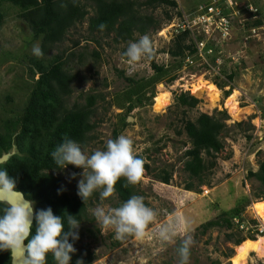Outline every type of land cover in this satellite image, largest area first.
<instances>
[{
    "label": "rangeland",
    "instance_id": "rangeland-1",
    "mask_svg": "<svg viewBox=\"0 0 264 264\" xmlns=\"http://www.w3.org/2000/svg\"><path fill=\"white\" fill-rule=\"evenodd\" d=\"M175 1L178 3L177 8L164 5L153 10L142 8L143 13L152 14L161 21L160 29L147 34L154 43V62L166 68L165 75L157 81L151 59H143L134 67L130 66L124 56L129 43L116 44L112 41L113 35L90 34L87 21L73 27L66 40L56 45L48 55L50 58L63 51H66L65 56L71 52L76 54L69 64L71 71L78 76L70 104L84 102V95L90 93L101 94L105 98L97 103L94 117L97 128L91 133L93 139L81 146L82 150L89 155L97 149L106 150V141L116 139L117 131V137L124 134L133 140L135 151L150 166V170L145 168L140 189L149 207L159 212L156 223L149 225V235L144 240L129 237L118 247H113L118 240L114 230L103 228L92 213L98 206L106 210L116 208L117 195L114 193L112 197L96 203L89 210L90 221L85 224L92 233L87 232L82 242L88 244L96 254L93 264H179L176 247L180 239L169 244L160 242L155 236L157 226L170 219L176 211L192 222L194 243L189 264H213L215 261L233 264L231 259L239 245L236 246L234 240H227L226 234L230 231L213 228L202 234L200 227L216 219L223 211L244 204L247 198L251 203L243 216L257 221L251 208L253 203L262 200L255 198L260 183L248 179L247 174L250 170L257 171L259 162L264 159V0H218L229 5L230 11L234 12L230 38L225 41L218 33L208 38L206 34L198 33L197 28V40L208 39L217 46L221 45V65L216 62L220 69L215 67V58L203 55L204 50L202 56L190 55L184 59L173 58L167 53L179 34L175 33L173 27L179 17L211 0ZM252 7L254 12L249 9ZM0 11L4 15L0 23L1 121L17 116L28 99L33 83L30 77L31 59L34 56L32 49L34 45H40V41L33 39L30 27L19 17L20 10L17 7L2 3ZM93 13L94 10L90 9V14ZM166 13L172 16L171 20ZM258 19L262 20V26L251 25ZM195 36L191 34L190 38L194 41ZM140 37L135 34L133 41ZM75 41L80 44L74 45ZM222 69L228 74H235L230 86L233 87L231 94L237 89L239 91L237 101L242 112L239 120L234 119L225 106L226 99L231 95L226 97L225 92L230 87L221 89L214 84L215 81L221 84L228 82ZM121 71L124 72L123 76L120 75ZM129 72L132 74L128 75ZM173 76L176 79L170 82ZM125 77L137 82L130 83ZM199 79L213 83L218 88L220 100L215 106L206 92L201 95L192 93L191 86ZM137 83L142 84L144 89L139 88L140 94L133 98L134 107L127 113V104L122 95L131 88L136 87L137 90ZM182 92H189L198 98L200 103L197 107L189 109L179 105L176 96ZM139 98L141 101H138ZM223 110L229 116L226 124L230 129L224 133L225 148L218 154L216 168L206 175V184L200 185L184 170L185 151L191 147L184 124L188 119L195 120L200 113L213 115ZM248 123L252 124V129ZM77 168L55 172L71 195L78 190V182L82 178L80 174L83 169ZM163 169L172 173L169 184L155 178ZM72 173H77L74 179ZM191 182L194 183V189L186 190L187 184ZM247 264H264V258L260 259L251 253Z\"/></svg>",
    "mask_w": 264,
    "mask_h": 264
},
{
    "label": "trees",
    "instance_id": "trees-1",
    "mask_svg": "<svg viewBox=\"0 0 264 264\" xmlns=\"http://www.w3.org/2000/svg\"><path fill=\"white\" fill-rule=\"evenodd\" d=\"M219 1L218 4H222ZM2 3L10 4L20 10L19 17L30 27L33 39L40 41L39 46L44 55L43 57L34 55L31 59L30 77L33 83L23 109L17 116L0 121V157L14 151V154L1 164L0 168H6L9 175L15 178L16 190L22 191L25 197L33 202L37 211L51 207L55 215L64 217L65 231H67V216H76V219L80 221L79 239L69 238L76 248V252L71 254L70 264H77L79 260H82L83 264H93L97 256L88 244H82V242L87 232L92 233V230L88 229L85 224L90 221V208L102 201L100 193L99 191L93 193L86 204L77 195L78 190L71 195L61 177L55 174L65 168L57 167L51 153L63 143L65 137L75 140L81 146L87 145L93 139L91 133L97 128L94 120L97 103L105 98L101 94L90 93L84 95V102L75 101L70 104L69 100L74 93V83L78 76L71 71L69 64L76 54L71 52L69 56H65L66 51H63L50 58L48 55L56 45L66 40L73 27L85 21L88 23L90 34L113 35L114 43H129L134 40L135 34L142 36L161 28V21L152 14L143 13V7L152 10L163 5L177 8L178 3L175 0H0V4ZM90 9L94 10L93 14H90ZM226 12L223 11L224 14ZM3 16L0 11V23ZM167 18L171 20L172 16L167 14ZM262 24L260 19L251 23L255 27L262 26ZM100 25H105L103 30ZM190 35L189 30L178 34L167 53L173 58L182 59L190 55H199ZM79 44V41L74 42L76 46ZM205 50L213 51L208 55L213 57L212 59L215 58V67L220 69L216 59L222 57L221 45L217 46L208 41ZM96 56L99 57V54L96 53ZM151 61L157 75L155 81H157L165 75L166 68L164 65H157L154 58ZM221 71H223L222 74L227 75L228 82L221 84L215 81L214 84L221 89L229 86L230 90L225 92L227 97L233 90L230 83L235 74L233 72L228 74L223 69ZM120 75L123 76L124 72L121 71ZM125 79L130 83L137 82L133 78L125 77ZM175 79L176 76H173L170 82ZM137 84V90L136 87L131 88L122 95L125 105L127 104V113L134 107L133 98L140 94L139 88L144 89L142 84ZM176 99L179 105L189 109H194L200 103V100L190 95L189 92L180 93ZM138 101L141 99L139 98ZM228 119L226 110H223L213 115L200 113L195 120L185 121L184 131L191 147L185 151L184 170L193 181L198 180L200 185L206 184V175L216 168L218 154L225 148L224 133L230 130L226 124ZM238 125L242 126L243 123ZM248 126L250 129L253 128L250 123ZM117 136L116 131L115 138ZM138 156L143 158L142 155ZM66 168L78 169L72 164L67 165ZM145 168L150 170L148 164H145ZM155 176L164 184H169L172 179V173L164 169ZM247 178L255 179L260 183L255 198L264 200V159L259 162L257 171H248ZM126 183L125 178L122 177L115 185L114 193L118 198L116 207L121 206L132 195L142 196L143 194L140 189L141 183L125 187ZM193 189L194 183H188L186 190ZM144 202L149 206L145 198ZM250 203L247 198L244 204L223 211L216 219L202 224L201 233L205 234L213 228L226 229L230 231L226 234L227 240H234L236 246L246 239L255 240V236H244L234 226V218H242L243 212ZM4 207L5 205L0 204V212ZM250 222L257 224L256 220H250ZM32 234H35V221ZM121 243V240H116L113 247H118ZM179 245L180 242L176 249ZM11 261V251L0 250V264H11ZM47 264H55L51 254L48 255ZM213 264H221V262L215 261Z\"/></svg>",
    "mask_w": 264,
    "mask_h": 264
},
{
    "label": "clouds",
    "instance_id": "clouds-1",
    "mask_svg": "<svg viewBox=\"0 0 264 264\" xmlns=\"http://www.w3.org/2000/svg\"><path fill=\"white\" fill-rule=\"evenodd\" d=\"M104 27L105 25H100L101 30ZM32 51L37 57L44 55L39 44L34 45ZM155 54L154 43L145 34L137 41L129 42L124 56L127 57L128 64L134 67L143 59L154 58ZM51 156L58 168H66L72 164L83 169L77 195L85 204L97 191L101 200L112 197L115 185L122 177L127 182L125 187L141 183L145 172V160L138 156L133 140L124 134L116 139H108L106 150L97 149L90 155L75 140L65 137ZM76 176L77 173H72L73 179ZM0 204L5 205L0 212V250L11 251L16 264L18 253L23 254L22 264H47L49 254L53 256L55 264H70L71 254L76 252V248L69 238L79 239L80 221L76 216H67L65 231L64 217L55 215L51 207L37 211L33 202L16 190V180L6 168H0ZM92 214L103 228L113 229L115 238L121 241L129 237L144 240L149 235V225L155 224L159 216V212L147 206L144 197L140 195H132L116 208L106 210L98 206ZM191 224L186 216L176 211L155 230L156 238L162 243L172 244L177 238L180 239V245L176 249L179 264L190 262L194 243ZM25 240L29 241L26 245ZM77 264H83V261L79 260Z\"/></svg>",
    "mask_w": 264,
    "mask_h": 264
},
{
    "label": "built area",
    "instance_id": "built-area-1",
    "mask_svg": "<svg viewBox=\"0 0 264 264\" xmlns=\"http://www.w3.org/2000/svg\"><path fill=\"white\" fill-rule=\"evenodd\" d=\"M224 9V10H223ZM250 11L254 12V8H249ZM223 11H227L225 14ZM234 12L230 11L229 5L218 4V0H213L209 4H200L196 9L188 13H183L179 17L175 28V33H181L182 31L189 30L190 34L195 36L198 28V33H204L211 36L213 33H218L223 41L230 38V29L233 24ZM202 30H199V27ZM196 48L198 49V54L202 56L212 54V50H205L208 39L197 40L196 36L194 38ZM221 58L218 57L216 62L220 64ZM215 71V70H214ZM218 74V72H217ZM244 218V219H243ZM257 219V224H252L250 220L246 219L243 215L242 218H234V226L245 236H264V222L260 218ZM251 223V224H250Z\"/></svg>",
    "mask_w": 264,
    "mask_h": 264
},
{
    "label": "bare ground",
    "instance_id": "bare-ground-1",
    "mask_svg": "<svg viewBox=\"0 0 264 264\" xmlns=\"http://www.w3.org/2000/svg\"><path fill=\"white\" fill-rule=\"evenodd\" d=\"M191 87L193 94L201 95L206 92L210 102L214 106L220 100L219 90L213 83L199 79V81L193 84ZM238 96L239 91L237 89L233 91L225 101L226 108L228 109L231 116L236 120L241 119L242 114L238 107ZM251 209L253 213L261 219V221H264V200L253 203ZM251 253H255L260 259L264 258V236H258L255 240L246 239L244 242H242L236 247L235 255L232 257L231 261L233 264H247Z\"/></svg>",
    "mask_w": 264,
    "mask_h": 264
},
{
    "label": "water",
    "instance_id": "water-1",
    "mask_svg": "<svg viewBox=\"0 0 264 264\" xmlns=\"http://www.w3.org/2000/svg\"><path fill=\"white\" fill-rule=\"evenodd\" d=\"M14 154V151H12V152H10V153H6V154H3L1 157H0V161H3L4 163L10 158V156L11 155H13ZM1 164H3V163H0V165ZM20 193H22L23 195H24V193L22 192V191H19ZM24 197H25V195H24ZM26 198V197H25ZM34 222V221H33ZM27 240H25V245L27 244V242H26ZM22 253H18L17 254V257H18V259H17V264H22ZM11 257H12V261H11V264H16V261H14V259H13V254H12V252H11Z\"/></svg>",
    "mask_w": 264,
    "mask_h": 264
}]
</instances>
